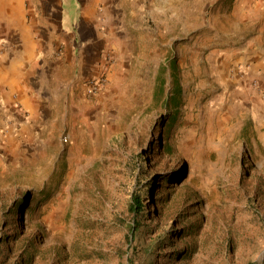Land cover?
<instances>
[{"label": "rangeland", "instance_id": "374dc122", "mask_svg": "<svg viewBox=\"0 0 264 264\" xmlns=\"http://www.w3.org/2000/svg\"><path fill=\"white\" fill-rule=\"evenodd\" d=\"M251 1L146 0L111 28L45 131L0 151V264H264V68L247 61L264 66V6ZM86 78L104 84L87 95Z\"/></svg>", "mask_w": 264, "mask_h": 264}, {"label": "crops", "instance_id": "0c3cea01", "mask_svg": "<svg viewBox=\"0 0 264 264\" xmlns=\"http://www.w3.org/2000/svg\"><path fill=\"white\" fill-rule=\"evenodd\" d=\"M145 2L76 0L70 18L69 0H0V151L30 147L45 131L54 100L76 86L78 68L97 73L111 30L139 19ZM263 6L264 0L255 5ZM54 43L65 44L62 58L51 56ZM259 58L252 54L247 61L264 68Z\"/></svg>", "mask_w": 264, "mask_h": 264}, {"label": "built area", "instance_id": "2783aa9c", "mask_svg": "<svg viewBox=\"0 0 264 264\" xmlns=\"http://www.w3.org/2000/svg\"><path fill=\"white\" fill-rule=\"evenodd\" d=\"M103 84L104 82L99 78H86L84 82L85 93L87 95H94L102 88ZM63 141L67 142L68 138L64 137Z\"/></svg>", "mask_w": 264, "mask_h": 264}, {"label": "trees", "instance_id": "16d2710c", "mask_svg": "<svg viewBox=\"0 0 264 264\" xmlns=\"http://www.w3.org/2000/svg\"><path fill=\"white\" fill-rule=\"evenodd\" d=\"M27 198H23L20 200V203L23 205H25L27 203ZM18 207H20L21 205H17ZM145 204H143L140 200H137V202L134 204V206L132 207V211L133 213L138 216L142 213V211L144 210ZM17 208H15V210H13V213H15Z\"/></svg>", "mask_w": 264, "mask_h": 264}]
</instances>
